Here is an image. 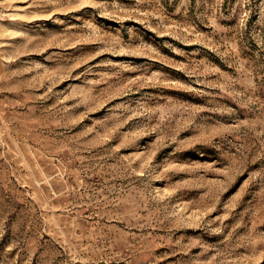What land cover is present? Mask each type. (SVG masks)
<instances>
[{
	"label": "rangeland",
	"instance_id": "rangeland-1",
	"mask_svg": "<svg viewBox=\"0 0 264 264\" xmlns=\"http://www.w3.org/2000/svg\"><path fill=\"white\" fill-rule=\"evenodd\" d=\"M0 5V264H264V0Z\"/></svg>",
	"mask_w": 264,
	"mask_h": 264
},
{
	"label": "built area",
	"instance_id": "built-area-1",
	"mask_svg": "<svg viewBox=\"0 0 264 264\" xmlns=\"http://www.w3.org/2000/svg\"><path fill=\"white\" fill-rule=\"evenodd\" d=\"M1 14H2V6L0 5V17H1Z\"/></svg>",
	"mask_w": 264,
	"mask_h": 264
}]
</instances>
